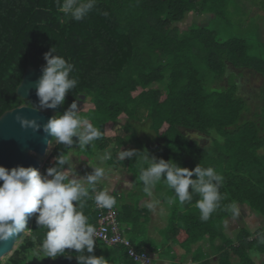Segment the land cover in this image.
I'll use <instances>...</instances> for the list:
<instances>
[{"label":"trees","instance_id":"obj_1","mask_svg":"<svg viewBox=\"0 0 264 264\" xmlns=\"http://www.w3.org/2000/svg\"><path fill=\"white\" fill-rule=\"evenodd\" d=\"M227 14V0H96L94 9L77 22L58 11L56 0H0V118L7 111L31 105L17 89L27 68L43 67L44 54L55 47L56 55L74 65L70 78L78 81L59 115L86 96L80 115L103 133L95 149L86 152L110 149L107 166L135 175L128 199L110 193L118 202L112 210L125 239L138 255L149 256L152 264L162 254L161 248H169L172 264H264V243L260 242L264 228L253 231L242 226L231 238L225 223L233 216L224 210L236 202L264 218V58L253 53L248 38H223L219 27L193 22L182 29L190 15L226 22ZM241 78L261 84L251 104L238 89L245 88ZM227 79H238V85H230ZM122 121L120 132L117 126ZM135 125L150 131L151 143L137 144ZM51 145H55L52 158L68 154L67 147L54 139ZM131 149L147 150L150 156L189 170L199 164L215 168L224 177L220 192L226 199L221 208L204 222L193 206L199 197L192 204L177 203L169 207L166 244L162 241L158 246L146 239L149 210L141 207L143 186L137 180L142 165L136 157L119 159L120 150ZM53 166L48 160L40 172ZM155 190L163 193L164 200L174 195L161 185ZM136 196L140 201L134 204ZM83 211L98 229L101 211L97 206L88 201ZM141 216L146 219L143 223ZM29 229L0 264H77L74 250H66L72 259L33 258L46 230L37 225L35 216ZM205 241L213 254L200 245ZM177 249L179 253H174ZM94 255L103 256L109 264H141L129 255L128 247L101 239L95 242ZM189 255L192 260L187 263Z\"/></svg>","mask_w":264,"mask_h":264},{"label":"clouds","instance_id":"obj_2","mask_svg":"<svg viewBox=\"0 0 264 264\" xmlns=\"http://www.w3.org/2000/svg\"><path fill=\"white\" fill-rule=\"evenodd\" d=\"M56 4L59 12L79 22L94 9L96 0H56ZM43 58L46 64L36 84L39 103L33 106L34 111L55 110L63 105L66 95L78 83L75 78H70L74 65L56 55L55 47L45 53ZM80 110L74 101L62 115L49 118L43 126L36 119L16 117L25 130L37 132L42 128L58 144L66 146L68 154L59 153L54 158L55 166L46 169L44 174L40 172L42 167L39 171L33 167L7 169L0 166V243L30 232L28 218L35 215L37 225L46 231L42 242L33 250V258L72 259L66 250H74L77 264H109L103 256L94 255L98 230L89 222L83 209L87 207L88 201L102 209L117 207L116 197L107 188H98L109 175L110 169L105 166V162L112 159V154L110 149L98 153L95 157L97 162L89 166L91 173L80 176L76 172L77 164L73 163L72 158L77 151L71 146L75 145L81 152L95 149V142L103 136L98 127L80 115ZM132 157H136L142 165L137 180L143 186L142 192L147 197L144 207L149 211L156 212L160 208L161 200L154 195L158 185L174 193L166 197L165 202L169 207L177 203L180 206L192 204L194 197H199L193 206L199 210L200 219L204 222L221 208V202L226 199V195L220 192L224 177L211 166L199 164L189 170L172 160L150 156L147 150L119 152L122 161ZM125 186L131 184L126 181ZM224 210L231 212L233 218L239 215L236 202L227 205ZM260 242L264 243V237Z\"/></svg>","mask_w":264,"mask_h":264},{"label":"rangeland","instance_id":"obj_3","mask_svg":"<svg viewBox=\"0 0 264 264\" xmlns=\"http://www.w3.org/2000/svg\"><path fill=\"white\" fill-rule=\"evenodd\" d=\"M227 2H228V14L226 17V22H218L214 18L208 19V17H203V16H199V15H190L187 18L186 22H184L182 24V29H186V26H188L189 24H192L193 22L205 23L210 27H212V26L219 27L220 28V34L219 35L222 36L223 38H227L228 36H234V37L235 36H242V37L248 38L251 46L253 47L252 48L253 53L255 54L257 52L260 56H262L264 58V0H227ZM237 80L238 79H236L235 81H232V80L227 79V83H229L230 85L233 83L237 84L238 83ZM239 83L242 84L243 86L245 85V88H246V90H245V88H243L241 85L238 86V89L240 90V92L241 93L244 92L246 94V96L245 95L244 96L247 98V100L248 99L250 100V102H249L250 104L253 103L255 101L254 100L255 95H256L255 91H257V90L259 91V87L261 86V84H259V82L256 80L255 81L253 80V82H252V80L249 79V81H247L246 78H241L239 80ZM248 90H251V92H249ZM251 99L254 101H251ZM124 124H125V121H122L117 126V128L120 132H122V129H120V128L123 127ZM133 128H134V132H139L138 135H135V136H138L139 142H137V144H139V143H141V144L151 143L152 137L149 136L151 138H148V133L150 131L145 126L139 127V126L135 125ZM75 139L76 138H74V140ZM147 140H148V142H147ZM205 144H208V142H206ZM54 147H55V145H50L48 152H47V155L45 157L37 156L43 162V165L48 160H49L51 165L55 163L54 158L51 157V152H52ZM71 147L77 151L76 154L72 158L73 163L77 164L76 172L80 176H84L85 174L91 173L92 169L89 166L91 164L97 162L95 160V157L100 152L95 151L94 154H89L88 152L85 151L86 152L85 153L83 151L81 153V151H79V149L75 145H73ZM77 161L79 163H77ZM113 163H115V161ZM105 166L110 169V172H109L107 179L102 181L104 188L106 186V183H109V181L112 182V180L115 179V174L117 173V170L119 172H122L125 170V169H121L119 167H117V168L113 167V166L109 167V166H107V161L105 162ZM99 185H101V184H99ZM163 188H165V187H163ZM158 193H160V197H162V206L166 209V207H169L165 203L166 199L164 200L163 193L158 191V192H156V195H158ZM126 199H128V196H126V194H125V196L123 197L122 200L125 201ZM139 199H140V197H137V196L134 197L133 203L137 204V202L140 201ZM141 207L145 208L147 210V208L144 207V204ZM148 213H149V217H150L149 222L152 223L153 221H155L154 217H152L153 212L151 211V214H150V211H148ZM144 221H146V219H143L141 216L140 217V223H143ZM167 224H168V222H165L164 220H161V224H159V227H160L159 234L163 238L165 235V230L168 227ZM249 226L253 231H256L258 228L259 229L264 228V218L260 216V218L257 221H255L254 223L249 221ZM150 227L151 226H149V228ZM250 228H248V229H250ZM227 235L231 238H235L232 235V233H230V232H228ZM150 236L152 238L154 237V239L152 241L155 243L154 240L157 238L156 235L154 234V235H150ZM157 240H160V239L157 238ZM163 243H165V242L163 241ZM19 245H20V243H17L15 246V249H17ZM165 252H167V251H164L163 253H165ZM12 253L7 255L6 257L9 258L12 255ZM158 256L160 257V255H158ZM6 257L2 258L0 261H3V263H5V261L7 259ZM52 262H53V260L51 261V263ZM156 264H158V263L156 262Z\"/></svg>","mask_w":264,"mask_h":264},{"label":"water","instance_id":"obj_4","mask_svg":"<svg viewBox=\"0 0 264 264\" xmlns=\"http://www.w3.org/2000/svg\"><path fill=\"white\" fill-rule=\"evenodd\" d=\"M42 76V67H28L24 79L17 89V94L31 103L23 105L13 110L7 111L0 118V166L12 169L17 166L33 167L40 171L42 161L37 157H45L51 145L52 137L40 131L33 132L31 129H23L17 122L16 117L22 116L26 119H36L38 124L43 126L49 118L61 113L63 105L55 110L47 109L43 111H34L33 106H38V97L36 95V84ZM86 99L81 95L77 101L78 108ZM2 184V181H0ZM34 215L28 218V228L32 224ZM25 235L10 239L0 243V260L15 250L17 241Z\"/></svg>","mask_w":264,"mask_h":264},{"label":"crops","instance_id":"obj_5","mask_svg":"<svg viewBox=\"0 0 264 264\" xmlns=\"http://www.w3.org/2000/svg\"><path fill=\"white\" fill-rule=\"evenodd\" d=\"M110 167V166H109ZM116 180V181H115ZM115 181V182H114ZM126 181L131 184V186H125ZM103 182H101V186ZM134 186H135V175L133 173H129L128 171L124 170L122 172H119L117 170V173L115 174V179L111 181H109V183H106L105 188H107L109 190V193H113L116 192L119 195H125L126 196L128 194H130V192L134 191ZM104 188V185L102 186ZM117 188V189H116ZM156 192H158L157 190H154V195H156ZM160 200H161V205L160 208L157 209L156 212H153L152 217H154L155 221H153L152 223L150 222V224L148 226H151L150 228L148 227V231H147V236L146 239L148 240H153L154 237L152 238L150 235H156L157 238H159L160 240H157V238L154 240L155 244L160 246L162 245V241H163V237L159 234V224H161V220H164L165 222H168L170 215H169V207H166V209L162 206V197H160V193H158V195H156ZM162 196V195H161ZM147 199V197H141V206H143L144 201ZM160 209H163V211H161ZM151 214V211H150ZM163 218V219H162ZM260 217L258 215H256L249 207L247 206H239V215L236 218H229L225 225H226V232H230L232 233V235L234 237H236L238 231L240 230V228L242 226H249V221L254 223L255 221H257ZM163 224V223H162ZM252 226V225H251ZM250 227V226H249ZM253 227V226H252ZM200 245H202L204 247V251L207 252L208 254H213L212 252V247L209 244V242H201ZM197 249V246L194 247V250ZM160 251H162V254L157 257H155L156 261L158 264H172V255L169 254V248H161L159 249ZM164 251H167L165 253H163ZM178 252L177 250L173 251ZM172 253V252H171ZM179 253V252H178ZM180 258V257H178ZM177 258V260H179ZM192 260V255H189L185 261L187 263H190ZM179 262V261H178ZM182 263V260L180 261Z\"/></svg>","mask_w":264,"mask_h":264},{"label":"built area","instance_id":"obj_6","mask_svg":"<svg viewBox=\"0 0 264 264\" xmlns=\"http://www.w3.org/2000/svg\"><path fill=\"white\" fill-rule=\"evenodd\" d=\"M101 212L99 214L100 225L98 227L97 239H101L109 245H122L129 248V255L134 257L141 264H152V259L147 255H138L134 248L131 247L130 242L125 239L119 228L117 220V213L113 210L103 212L104 209L98 208Z\"/></svg>","mask_w":264,"mask_h":264}]
</instances>
